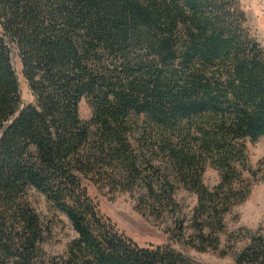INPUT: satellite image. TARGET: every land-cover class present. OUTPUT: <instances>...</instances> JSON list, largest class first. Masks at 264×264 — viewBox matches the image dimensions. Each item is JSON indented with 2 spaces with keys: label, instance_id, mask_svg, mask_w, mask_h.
<instances>
[{
  "label": "trees",
  "instance_id": "1",
  "mask_svg": "<svg viewBox=\"0 0 264 264\" xmlns=\"http://www.w3.org/2000/svg\"><path fill=\"white\" fill-rule=\"evenodd\" d=\"M247 23L242 0H0V264H199L121 234L89 184L138 193L174 239L217 251L250 193L246 143L264 138V49ZM33 193L78 235L61 256ZM250 240L235 264H264V238Z\"/></svg>",
  "mask_w": 264,
  "mask_h": 264
},
{
  "label": "rangeland",
  "instance_id": "2",
  "mask_svg": "<svg viewBox=\"0 0 264 264\" xmlns=\"http://www.w3.org/2000/svg\"><path fill=\"white\" fill-rule=\"evenodd\" d=\"M242 5L247 13V26L251 35L264 49V0H242ZM13 62L20 77L23 102L31 104L34 102V97L21 76V65L16 58ZM80 103L79 116L87 122L93 117L91 104L85 99ZM246 146L249 156L248 165L254 171V174L246 172L244 175L250 193L244 203L235 205L231 214L226 216L224 220L226 229L219 236L221 242L217 251L208 249L206 252H199L190 246L193 232L188 233L185 240L174 239L171 235L175 230L172 220L156 222L148 212H146L148 215L140 213L137 209L139 195L136 192L115 193L107 187L100 188L89 184V198L94 202L100 216L110 219L116 230L142 248L169 246L199 264H235L237 254L249 246L251 237L264 238V138L257 143L247 141ZM219 181V171L208 166L204 175V184L214 189ZM32 199L42 218L54 221L53 239L44 246L45 251L52 256L63 255L68 250V245L77 239V233L73 231L69 219L62 213H55L51 204L42 196L33 193ZM178 200L186 215H189L197 204L195 196L182 190L178 193Z\"/></svg>",
  "mask_w": 264,
  "mask_h": 264
}]
</instances>
